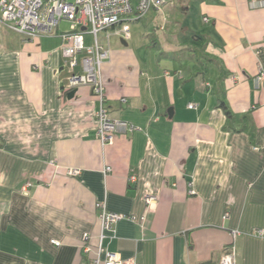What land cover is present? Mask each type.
Masks as SVG:
<instances>
[{"label": "crops", "instance_id": "0c3cea01", "mask_svg": "<svg viewBox=\"0 0 264 264\" xmlns=\"http://www.w3.org/2000/svg\"><path fill=\"white\" fill-rule=\"evenodd\" d=\"M192 6L156 9L157 50L100 33L109 115L138 127L106 145L92 87L70 88L69 22L30 38L0 18V264H93L100 204L129 217L102 239L124 259L220 264L233 245L264 264V6L202 2V32Z\"/></svg>", "mask_w": 264, "mask_h": 264}, {"label": "built area", "instance_id": "2783aa9c", "mask_svg": "<svg viewBox=\"0 0 264 264\" xmlns=\"http://www.w3.org/2000/svg\"><path fill=\"white\" fill-rule=\"evenodd\" d=\"M251 7H263V0H249ZM167 0H0V18L12 30L30 38L53 34L62 20L69 22V29L60 34L66 62L71 69L80 67V72H72L69 78L70 88L91 86L100 101L97 111L98 138L103 145L112 144L117 134L133 132L138 129L130 122L113 119L105 104V82L102 77V65L110 59L109 47L100 42V33L116 28L115 32L123 39L131 37L130 24L151 9H160ZM208 21V18H204ZM92 36V43L86 44V35ZM110 33L107 32L109 41ZM81 57V60L79 59ZM190 104V107H194ZM110 166L106 172L111 171ZM71 173L76 174L78 170ZM131 182L136 176H131ZM193 192V191H192ZM147 201H156L157 196L147 195ZM101 208V227L103 235L96 249L93 264H140L135 258L124 259L119 253L110 251L102 244L104 231H113L114 225L127 215L110 212L103 204ZM237 233H234L236 236ZM264 237V229L256 231ZM88 238V234L85 235ZM59 244L57 241H54ZM236 249L230 246L221 258L220 264H235Z\"/></svg>", "mask_w": 264, "mask_h": 264}, {"label": "rangeland", "instance_id": "374dc122", "mask_svg": "<svg viewBox=\"0 0 264 264\" xmlns=\"http://www.w3.org/2000/svg\"><path fill=\"white\" fill-rule=\"evenodd\" d=\"M173 1H176V3H183L187 6H192V11L189 14H186L191 18L190 20L186 21L187 26H191V30H198L202 32L206 29V25L203 24V22H200L198 15H199V4L206 1H214V0H167L166 3H173ZM137 17H133L132 20H134ZM140 20L135 22L134 24L129 22L131 28H130V34H138V36L142 39L144 44H147L149 48H155L158 47L156 44H154L153 38H155L158 35V29L159 26L162 23V17L161 12L156 9H151L150 11L146 12L144 15H142ZM192 22H194V27H192ZM60 29L62 31H68L69 24L62 21L60 25ZM89 36V35H88ZM101 37V36H100ZM131 38V37H130ZM157 50V49H156Z\"/></svg>", "mask_w": 264, "mask_h": 264}, {"label": "water", "instance_id": "95a60500", "mask_svg": "<svg viewBox=\"0 0 264 264\" xmlns=\"http://www.w3.org/2000/svg\"><path fill=\"white\" fill-rule=\"evenodd\" d=\"M121 41H122V43H123L124 45H127V44H128L127 41H126L125 39H122Z\"/></svg>", "mask_w": 264, "mask_h": 264}, {"label": "trees", "instance_id": "16d2710c", "mask_svg": "<svg viewBox=\"0 0 264 264\" xmlns=\"http://www.w3.org/2000/svg\"><path fill=\"white\" fill-rule=\"evenodd\" d=\"M138 20V19H137Z\"/></svg>", "mask_w": 264, "mask_h": 264}]
</instances>
